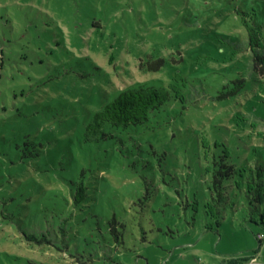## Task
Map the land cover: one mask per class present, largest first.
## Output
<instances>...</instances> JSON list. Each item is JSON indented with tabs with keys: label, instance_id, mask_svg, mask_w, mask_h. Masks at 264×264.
<instances>
[{
	"label": "rangeland",
	"instance_id": "1",
	"mask_svg": "<svg viewBox=\"0 0 264 264\" xmlns=\"http://www.w3.org/2000/svg\"><path fill=\"white\" fill-rule=\"evenodd\" d=\"M256 50L264 0H0V264H264ZM146 81L150 121L87 141Z\"/></svg>",
	"mask_w": 264,
	"mask_h": 264
},
{
	"label": "trees",
	"instance_id": "2",
	"mask_svg": "<svg viewBox=\"0 0 264 264\" xmlns=\"http://www.w3.org/2000/svg\"><path fill=\"white\" fill-rule=\"evenodd\" d=\"M251 43L254 48L259 46V40L254 37L251 38ZM254 68L264 79V54L257 50L254 53ZM170 98L169 89L154 82H137L122 89L92 115V120L85 132L86 140L93 142L103 138H113L114 135L107 133L106 128L127 131L146 124L150 121L152 114H156ZM74 183L73 202L75 205H80L89 195L88 186L84 181V171L81 173L80 180ZM214 188L219 191L222 188L221 181L217 178L214 180Z\"/></svg>",
	"mask_w": 264,
	"mask_h": 264
},
{
	"label": "built area",
	"instance_id": "3",
	"mask_svg": "<svg viewBox=\"0 0 264 264\" xmlns=\"http://www.w3.org/2000/svg\"><path fill=\"white\" fill-rule=\"evenodd\" d=\"M260 238H263V235H261ZM255 263H256V260L253 259V260H251V261H247V262L242 263V264H255Z\"/></svg>",
	"mask_w": 264,
	"mask_h": 264
}]
</instances>
